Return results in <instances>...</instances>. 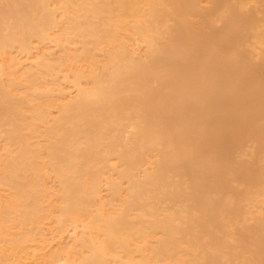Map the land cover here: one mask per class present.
Here are the masks:
<instances>
[{
    "label": "bare ground",
    "instance_id": "bare-ground-1",
    "mask_svg": "<svg viewBox=\"0 0 264 264\" xmlns=\"http://www.w3.org/2000/svg\"><path fill=\"white\" fill-rule=\"evenodd\" d=\"M56 260L264 264V0H0V264Z\"/></svg>",
    "mask_w": 264,
    "mask_h": 264
},
{
    "label": "rangeland",
    "instance_id": "rangeland-1",
    "mask_svg": "<svg viewBox=\"0 0 264 264\" xmlns=\"http://www.w3.org/2000/svg\"><path fill=\"white\" fill-rule=\"evenodd\" d=\"M78 47H79V45H78ZM68 73H70V72H68ZM64 83H66V82H64ZM65 85H67V84H65ZM67 88H68V87H67ZM70 90H73V89H70ZM49 223H50V222H49L48 220H45L44 224L42 225V226L44 227V231H45V233L48 234V236L51 235V234H50V228H49V227H50V226H49L50 224H49ZM37 239H38L37 242L40 241V236H39V238H37ZM37 242H34V244L37 243ZM34 244H31V247H32V248H30V249H33V247H34L33 245H34ZM50 246H51V245L46 246L45 250L50 249ZM52 264H58V260L53 261Z\"/></svg>",
    "mask_w": 264,
    "mask_h": 264
}]
</instances>
